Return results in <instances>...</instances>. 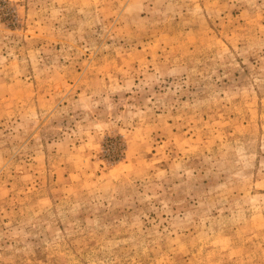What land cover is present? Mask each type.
<instances>
[{"label": "rangeland", "instance_id": "374dc122", "mask_svg": "<svg viewBox=\"0 0 264 264\" xmlns=\"http://www.w3.org/2000/svg\"><path fill=\"white\" fill-rule=\"evenodd\" d=\"M0 264H264V0H0Z\"/></svg>", "mask_w": 264, "mask_h": 264}]
</instances>
